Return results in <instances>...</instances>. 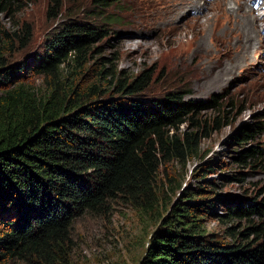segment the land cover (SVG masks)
Returning <instances> with one entry per match:
<instances>
[{"label": "trees", "instance_id": "trees-1", "mask_svg": "<svg viewBox=\"0 0 264 264\" xmlns=\"http://www.w3.org/2000/svg\"><path fill=\"white\" fill-rule=\"evenodd\" d=\"M18 1L0 0V14L12 12ZM66 1L51 0L50 13L63 15ZM118 2L94 1L106 10ZM66 19L31 62L46 81L45 92L11 85L9 78L24 68L8 66L6 45L12 38L3 32L7 41L0 39V264L64 261L73 223L106 213L117 200L152 212L161 168L199 157L209 132L194 118L198 132L181 131L199 107L183 103L180 94L146 98L152 71L124 76L108 67L114 60L99 54L92 64L94 46L109 38V26L119 24L118 17L97 10L87 22ZM219 104L214 97L209 107ZM214 125L221 127L220 118ZM262 129L243 127L233 139L246 145ZM261 152L250 145L235 159L246 164ZM218 163L206 162L200 170L206 177ZM210 188L181 193L139 264H264V197L226 206L227 222L246 219L247 224L229 226L219 235L206 225L220 203L203 193Z\"/></svg>", "mask_w": 264, "mask_h": 264}, {"label": "rangeland", "instance_id": "rangeland-1", "mask_svg": "<svg viewBox=\"0 0 264 264\" xmlns=\"http://www.w3.org/2000/svg\"><path fill=\"white\" fill-rule=\"evenodd\" d=\"M94 1L67 0L64 14L55 16L50 13L51 0H19L12 12L0 14V39L7 41L3 32L12 38L6 45L8 66L24 68L9 78L11 85L25 84L45 92V79L30 67L34 56L43 52L66 18L87 22L91 14L101 10L118 17L120 23L109 26V38L94 46L98 52L92 64L99 54L114 60L108 67L117 68L124 76L152 71L146 98L180 94L183 103L199 107L186 118L181 131L198 132L199 127L192 124L194 118L201 129L207 124L209 132L201 142L199 157L161 168L156 184L158 203L152 212L138 210L120 199L112 202L106 213L78 218L73 223L69 254L58 264H139L166 210L181 202L183 191L196 192L203 186H211L203 193L220 201L213 219L206 222L208 232L223 235L229 226L247 224L246 219L227 222L225 216L226 206L236 207L248 199L260 202L264 197V38L252 49L246 47L255 40L247 43L250 36L258 35L259 30L264 34V8L255 12L262 31L258 27L251 29L254 33L240 34L245 26L241 21L250 19L232 21L237 17L233 12L239 8L248 11V6L253 7L251 0H201L203 10L181 9V0H120L108 10L96 7ZM208 3H213L209 10ZM215 29L218 36L213 34ZM89 78L90 84L93 77ZM214 97L220 104L212 108L209 104ZM218 118L220 128L214 125ZM257 125L263 129L255 139L246 145L235 142L233 137L243 127ZM250 145L258 146L262 155L246 164L238 162L235 157ZM209 161L220 163L205 177L200 169Z\"/></svg>", "mask_w": 264, "mask_h": 264}, {"label": "bare ground", "instance_id": "bare-ground-1", "mask_svg": "<svg viewBox=\"0 0 264 264\" xmlns=\"http://www.w3.org/2000/svg\"><path fill=\"white\" fill-rule=\"evenodd\" d=\"M207 3V2H206ZM243 3V2H242ZM212 5L213 3H208V4H206V9L207 10H209L210 9V6H208V5ZM245 6H246V4H245ZM253 6V5H252ZM188 7H190V8H193V9H202L203 7H202V5H201V0H181V9L183 8V9H185V8H188ZM205 7V6H204ZM209 7V8H208ZM247 8V7H246ZM248 11L246 10V9H242V8H239L238 9V12L240 13H238L237 11H234L233 12V14L234 13H236V15H237V17L236 16H233L235 19H233L232 21H236V19L238 18V19H240V18H244V19H246L247 20V18H249L250 20H247V22H244V20L243 21H241L242 23H243V26H244V24H245V26H244V32L243 33H240V34H249L250 32H256V31H252L251 29L252 28H256L257 30H259L258 29V27L261 29V27H260V19H259V17H257L256 15H255V12H257V11H259L258 9H253V7H250L249 8V6H248ZM203 10V9H202ZM173 11V10H172ZM184 11V10H183ZM183 11H182V13L181 14H184L183 13ZM174 13V12H173ZM201 13V12H200ZM177 15V14H176ZM245 20V21H246ZM240 26V25H239ZM236 29V28H235ZM261 31H262V29H261ZM237 32H239V30H237L236 31V33ZM221 33V32H220ZM213 34H214V36H216L217 35V33H216V29L214 30V32H213ZM218 36V35H217ZM220 37H222V35L220 36ZM262 38H264V34H263V31L262 32H260V30H259V34L258 35H253V36H250L248 39H246V42L247 43H250L251 41H253L254 39V42L253 43H251V44H248L246 47H248V49H252V47L255 45V43H257L258 41H262ZM245 42V43H246ZM239 46V45H238ZM255 47V46H254ZM243 53V52H242ZM240 58V57H239Z\"/></svg>", "mask_w": 264, "mask_h": 264}]
</instances>
